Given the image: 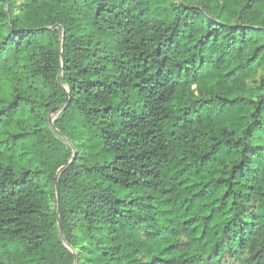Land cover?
<instances>
[{
	"label": "trees",
	"instance_id": "1",
	"mask_svg": "<svg viewBox=\"0 0 264 264\" xmlns=\"http://www.w3.org/2000/svg\"><path fill=\"white\" fill-rule=\"evenodd\" d=\"M0 264H264V0H0Z\"/></svg>",
	"mask_w": 264,
	"mask_h": 264
},
{
	"label": "rangeland",
	"instance_id": "2",
	"mask_svg": "<svg viewBox=\"0 0 264 264\" xmlns=\"http://www.w3.org/2000/svg\"><path fill=\"white\" fill-rule=\"evenodd\" d=\"M57 118H59L58 117V114H51L50 115V121H51V123L52 124H54V121L57 119ZM58 138L66 145V146H69L70 147V143L64 138V137H62L61 135H58ZM73 152H75V151H73ZM74 157H75V153H74Z\"/></svg>",
	"mask_w": 264,
	"mask_h": 264
}]
</instances>
